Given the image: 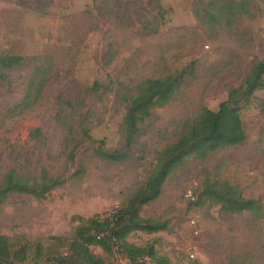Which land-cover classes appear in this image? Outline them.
I'll return each instance as SVG.
<instances>
[{"label":"rangeland","instance_id":"rangeland-1","mask_svg":"<svg viewBox=\"0 0 264 264\" xmlns=\"http://www.w3.org/2000/svg\"><path fill=\"white\" fill-rule=\"evenodd\" d=\"M10 55L20 62L5 65ZM261 61L264 0H0V174L40 178L45 169L65 179L45 199L15 193L1 203L0 234L28 241L25 264L67 251L73 216L127 203L184 122L203 107L218 110ZM176 72L182 88L140 124L132 155L100 158V141L109 149L124 142V90ZM242 118L244 143L190 158L142 207L143 217L167 220L169 229L134 232L130 242H154L171 264H264V89ZM207 177L238 185L262 212L200 203ZM94 250L127 263L117 247L111 255Z\"/></svg>","mask_w":264,"mask_h":264},{"label":"trees","instance_id":"trees-1","mask_svg":"<svg viewBox=\"0 0 264 264\" xmlns=\"http://www.w3.org/2000/svg\"><path fill=\"white\" fill-rule=\"evenodd\" d=\"M3 60L5 65H13L20 62L21 57L10 55ZM183 82V75L176 72L143 80L136 86L135 93L124 90V142L118 148L109 149L102 140L95 149L97 155L111 162L128 159L137 143L140 124L152 115L155 108L172 102ZM261 89H264V61L253 65L244 83L229 91L228 98L218 110L203 107L195 118L184 122L178 139L158 153L146 183L131 195L127 203L106 215L88 218L73 216L72 220L77 221L78 225L67 251L47 258L45 264H171L169 257L158 252L154 242L137 245L129 241L134 232L153 234L169 229L167 220L143 217L142 207L160 197L167 178L190 158L206 159L216 151L244 143L247 129L242 110L251 96ZM33 133L38 135L41 131L36 129ZM64 182L62 176H51L45 169L40 178H30L12 169L4 175L0 174V204L15 193L45 199ZM199 202L216 203L231 213L247 211L260 214L263 208L257 199L244 197L238 185L210 177L203 183ZM18 239L17 236L0 234V264L27 262L28 241L24 237ZM95 247L108 255L114 254L117 247L127 263L106 259L95 252Z\"/></svg>","mask_w":264,"mask_h":264}]
</instances>
